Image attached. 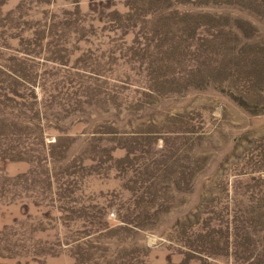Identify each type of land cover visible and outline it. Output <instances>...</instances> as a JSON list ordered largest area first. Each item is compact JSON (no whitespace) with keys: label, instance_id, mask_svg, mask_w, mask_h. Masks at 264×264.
<instances>
[{"label":"rangeland","instance_id":"obj_1","mask_svg":"<svg viewBox=\"0 0 264 264\" xmlns=\"http://www.w3.org/2000/svg\"><path fill=\"white\" fill-rule=\"evenodd\" d=\"M0 264H264V0H0Z\"/></svg>","mask_w":264,"mask_h":264}]
</instances>
